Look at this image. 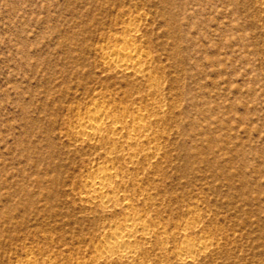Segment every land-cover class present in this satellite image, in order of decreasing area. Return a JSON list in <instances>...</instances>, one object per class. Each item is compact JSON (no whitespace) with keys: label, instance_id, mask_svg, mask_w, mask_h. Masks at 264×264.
<instances>
[{"label":"rangeland","instance_id":"1","mask_svg":"<svg viewBox=\"0 0 264 264\" xmlns=\"http://www.w3.org/2000/svg\"><path fill=\"white\" fill-rule=\"evenodd\" d=\"M102 164L128 204L87 198ZM129 210L137 261H95ZM0 264H264V0H0Z\"/></svg>","mask_w":264,"mask_h":264},{"label":"bare ground","instance_id":"2","mask_svg":"<svg viewBox=\"0 0 264 264\" xmlns=\"http://www.w3.org/2000/svg\"><path fill=\"white\" fill-rule=\"evenodd\" d=\"M123 31L127 35H133L135 28L131 25L125 26ZM107 57L110 59L120 58L117 66L125 72L132 70L136 73H141L146 68L143 54L138 53L133 48L113 44L108 48ZM108 111L109 109L90 108L84 113L80 120L83 132L95 138H101L106 133L104 131L105 128H107V131L113 133L125 130L129 136L121 144L123 150L127 151L131 156L138 154L142 148L135 147V145L140 143L138 138L139 132L143 131L146 127L145 115L141 114L136 116L130 125L114 122V125L106 126L105 117ZM113 176L114 173L110 169L103 164L100 165L96 174L88 181L87 198L100 202L105 207L110 206L118 200L126 201L128 204L131 198L126 194H122L117 189ZM117 224L116 227L119 228L109 230L106 234V239L97 247L95 261L102 257L104 253L108 254L109 260L112 261H127L133 263L137 261V254L141 246L138 244L136 237L138 234L146 236L149 234L150 228L146 224L141 223L140 214L135 210H129L125 217ZM196 243L192 244L190 241H187L178 247V253L182 258L188 259L191 257L192 252L208 248L206 242Z\"/></svg>","mask_w":264,"mask_h":264}]
</instances>
